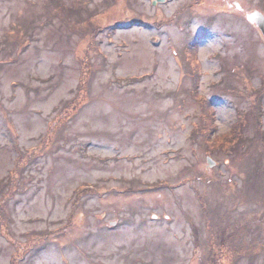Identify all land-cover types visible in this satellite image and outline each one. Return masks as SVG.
Wrapping results in <instances>:
<instances>
[{
	"label": "rangeland",
	"instance_id": "1",
	"mask_svg": "<svg viewBox=\"0 0 264 264\" xmlns=\"http://www.w3.org/2000/svg\"><path fill=\"white\" fill-rule=\"evenodd\" d=\"M84 1L0 0V199L14 167L17 140L24 149L36 144L54 110L73 95L83 61L89 58L86 63L94 69L91 102L71 122L64 141L32 162L26 179L12 186L16 196L5 214L22 246L40 242L43 231L74 222L52 234L50 242L35 248L21 264H264V211L254 198L264 196V137L255 136L253 124H248L242 140L245 152L215 154L220 166L208 167L201 110L184 93L190 81L183 62L194 85L201 73L194 69L196 55L178 46L184 32L172 23L179 8L192 0L162 5L153 0H88L72 10ZM236 1L244 13L264 11V0ZM234 5V0H224L225 11L215 20L223 36L217 40V28V41L208 40L200 49L205 82L220 95L229 91L223 75L226 80L236 75L230 83L237 92L247 88L246 76H253L258 87L264 76V35ZM88 18L85 34L73 30L72 25ZM99 23L110 26L98 33L97 51L87 30ZM202 26L199 18L187 28ZM10 33L13 41L1 42ZM31 33L37 40L21 52L20 44L29 42ZM91 47V55L84 57ZM158 58L161 66L153 76ZM220 62L225 71L215 76ZM119 76L127 82L117 83ZM202 91L213 93L204 84ZM249 101L245 90L221 95L215 104L218 131L231 132L239 112L250 121ZM199 174L207 181L196 178ZM184 178L187 182L173 190L149 186L157 181L179 185ZM84 183L97 188L80 195L73 209ZM139 186L148 189L129 193L128 187ZM238 188L241 192L235 194ZM199 193L215 214L210 215L214 224L206 221ZM5 214L0 217V264H13L15 248L3 234ZM117 218L125 224L106 228ZM217 249L220 256L209 257Z\"/></svg>",
	"mask_w": 264,
	"mask_h": 264
},
{
	"label": "trees",
	"instance_id": "2",
	"mask_svg": "<svg viewBox=\"0 0 264 264\" xmlns=\"http://www.w3.org/2000/svg\"><path fill=\"white\" fill-rule=\"evenodd\" d=\"M238 136V133H228L219 137L212 138L211 135L208 136L206 141L208 142V150H224L232 149L234 146L231 144L232 138ZM17 259V257H15Z\"/></svg>",
	"mask_w": 264,
	"mask_h": 264
},
{
	"label": "water",
	"instance_id": "3",
	"mask_svg": "<svg viewBox=\"0 0 264 264\" xmlns=\"http://www.w3.org/2000/svg\"><path fill=\"white\" fill-rule=\"evenodd\" d=\"M247 16L251 21L256 22L264 32V16L259 11H254Z\"/></svg>",
	"mask_w": 264,
	"mask_h": 264
}]
</instances>
